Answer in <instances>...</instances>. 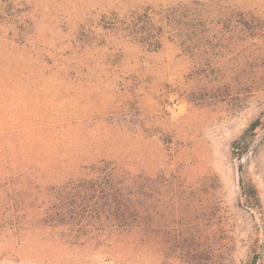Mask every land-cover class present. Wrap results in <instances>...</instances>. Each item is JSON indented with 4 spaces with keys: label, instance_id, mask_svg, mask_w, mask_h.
<instances>
[{
    "label": "rangeland",
    "instance_id": "1",
    "mask_svg": "<svg viewBox=\"0 0 264 264\" xmlns=\"http://www.w3.org/2000/svg\"><path fill=\"white\" fill-rule=\"evenodd\" d=\"M0 264H264V0H0Z\"/></svg>",
    "mask_w": 264,
    "mask_h": 264
},
{
    "label": "trees",
    "instance_id": "2",
    "mask_svg": "<svg viewBox=\"0 0 264 264\" xmlns=\"http://www.w3.org/2000/svg\"><path fill=\"white\" fill-rule=\"evenodd\" d=\"M60 191H61L60 190V187L55 188V186H54L53 188H51V193L53 192L52 193L53 194V197H51V198H53V199H51L50 201H48V202H50V204L54 203V204L57 205L60 201H62L61 200L62 198H64V199L66 198V196H63V197L60 196L61 195V193H59Z\"/></svg>",
    "mask_w": 264,
    "mask_h": 264
}]
</instances>
